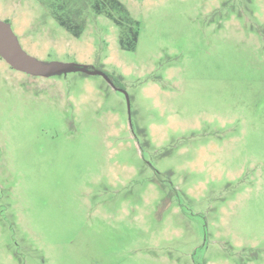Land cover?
<instances>
[{
	"label": "rangeland",
	"instance_id": "374dc122",
	"mask_svg": "<svg viewBox=\"0 0 264 264\" xmlns=\"http://www.w3.org/2000/svg\"><path fill=\"white\" fill-rule=\"evenodd\" d=\"M116 1L0 0L123 87L0 58V264H264V0Z\"/></svg>",
	"mask_w": 264,
	"mask_h": 264
},
{
	"label": "water",
	"instance_id": "95a60500",
	"mask_svg": "<svg viewBox=\"0 0 264 264\" xmlns=\"http://www.w3.org/2000/svg\"><path fill=\"white\" fill-rule=\"evenodd\" d=\"M0 58L13 70L32 77L50 78L66 73H83L90 76L102 77L114 90L116 88L107 74L87 65L60 63L56 61L44 62L31 56L21 47L10 24L0 20ZM127 99V96H126Z\"/></svg>",
	"mask_w": 264,
	"mask_h": 264
},
{
	"label": "trees",
	"instance_id": "16d2710c",
	"mask_svg": "<svg viewBox=\"0 0 264 264\" xmlns=\"http://www.w3.org/2000/svg\"><path fill=\"white\" fill-rule=\"evenodd\" d=\"M113 3H115V4H118L117 3V1L115 0H113ZM106 73V72H105ZM107 74V76L110 78V80L113 82V84H114V86L116 87V88H120V89H123V87L115 80V78L113 77V76H111L110 74H108V73H106Z\"/></svg>",
	"mask_w": 264,
	"mask_h": 264
},
{
	"label": "crops",
	"instance_id": "0c3cea01",
	"mask_svg": "<svg viewBox=\"0 0 264 264\" xmlns=\"http://www.w3.org/2000/svg\"><path fill=\"white\" fill-rule=\"evenodd\" d=\"M18 33V32H17ZM18 35H19V33H18ZM20 36V35H19Z\"/></svg>",
	"mask_w": 264,
	"mask_h": 264
}]
</instances>
